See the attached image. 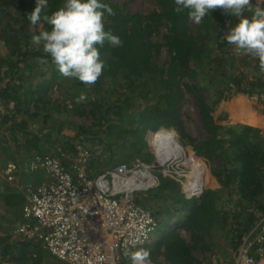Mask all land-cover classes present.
Segmentation results:
<instances>
[{
    "label": "rangeland",
    "instance_id": "rangeland-1",
    "mask_svg": "<svg viewBox=\"0 0 264 264\" xmlns=\"http://www.w3.org/2000/svg\"><path fill=\"white\" fill-rule=\"evenodd\" d=\"M64 2L48 0L41 16ZM102 2L114 13H105V31L121 43L99 48L104 68L85 85L62 76L52 61L31 56L44 53L31 37L50 30L44 20L30 23L35 0H0V146L16 160L26 151L36 154L35 171L52 157L75 179L119 163L154 166L158 184L138 192L136 202L161 227L158 238L139 249L149 251L152 264H232L237 246L248 234L256 237L264 220V62L226 42L240 17L221 8L194 23L187 11H174V0ZM258 8L264 0H250L242 16L250 19ZM177 31L183 43L188 40L185 66ZM236 83L251 96L237 92ZM244 127L252 132L244 134ZM232 134L241 138L237 148ZM166 137L183 152L166 162L179 164L167 172L155 157ZM245 143L256 155L235 160ZM244 161L250 175L241 169ZM241 177L251 179L255 194L241 193ZM187 187L200 193L191 197ZM193 212L202 214L198 223L189 219ZM18 228L12 232L23 244L14 251L22 247L31 258L42 253L40 243L20 236Z\"/></svg>",
    "mask_w": 264,
    "mask_h": 264
},
{
    "label": "built area",
    "instance_id": "built-area-1",
    "mask_svg": "<svg viewBox=\"0 0 264 264\" xmlns=\"http://www.w3.org/2000/svg\"><path fill=\"white\" fill-rule=\"evenodd\" d=\"M178 165L170 163L164 168L167 172ZM39 166L49 181L28 194L23 214L27 224L16 232L38 241L56 260L64 264H126L125 253L157 236L160 221L136 202L138 192L157 186L154 166L119 163L91 179L82 175L73 178L52 157L43 158ZM13 169L9 166L6 173ZM129 182L133 184L126 188ZM255 229L256 237L246 235L235 249L232 264H264V220Z\"/></svg>",
    "mask_w": 264,
    "mask_h": 264
},
{
    "label": "clouds",
    "instance_id": "clouds-1",
    "mask_svg": "<svg viewBox=\"0 0 264 264\" xmlns=\"http://www.w3.org/2000/svg\"><path fill=\"white\" fill-rule=\"evenodd\" d=\"M174 4L175 12L187 11L194 23H199L209 10L215 8L240 17L225 36L226 42L233 45L237 53H247L264 62V9H256L249 19L242 13L250 5V0H174ZM47 6L48 0H35L34 9L27 15L32 25L41 20L50 25V30L33 35L31 43L42 47L62 76L85 85L94 84L104 68L99 48L105 42L112 45L121 43L118 36L104 28L105 13L113 15L112 9L102 0H65L63 6L50 16L42 17V9ZM127 255L130 264H151L150 253L146 249Z\"/></svg>",
    "mask_w": 264,
    "mask_h": 264
},
{
    "label": "crops",
    "instance_id": "crops-1",
    "mask_svg": "<svg viewBox=\"0 0 264 264\" xmlns=\"http://www.w3.org/2000/svg\"><path fill=\"white\" fill-rule=\"evenodd\" d=\"M13 154L0 146V264H64L45 250L35 253L32 258L22 247L14 251L18 244H23L12 230L27 224L23 214L28 194L47 183L49 177L44 170L32 169L38 159L36 154L26 151V157L22 160L21 156L18 160L10 157ZM9 166L14 169L6 173Z\"/></svg>",
    "mask_w": 264,
    "mask_h": 264
},
{
    "label": "trees",
    "instance_id": "trees-1",
    "mask_svg": "<svg viewBox=\"0 0 264 264\" xmlns=\"http://www.w3.org/2000/svg\"><path fill=\"white\" fill-rule=\"evenodd\" d=\"M168 2H169V0H168ZM168 10H171V9H168ZM178 33H179L178 31L174 32V34H176L174 36V40L177 43L176 49H177V53L179 54L178 58L181 59L180 63L185 66V65H187V62H188V60L185 61V58L188 57V53H189L188 40H185V43H183V41H182L183 35L181 34L182 32L180 34H178ZM31 56L33 58H37V59H40V60L48 59L49 62H51V58L45 53L35 52V53H32ZM236 88H237L236 91L239 92V93H243V94L250 95V96L252 94L251 91L248 92V91L241 90L240 87H239V84H237V83H236ZM1 91L5 92V90H1ZM251 132H252V128H250V127H244L243 128V133L244 134L251 133ZM231 136L233 137L232 147L237 148L238 146H240L241 145V138H238L237 134H232ZM242 147H243L242 148L243 151L236 152V154L234 153L235 154L234 155L235 156L234 157L235 160H243V158L244 159L245 158H250L251 159V157H254V155H256L255 151L250 150L251 147H250L249 144L245 143L244 146H242ZM241 169H242L243 173L245 174V176L246 175H250L251 172H252L251 168L249 167V165H246L245 161L243 162ZM242 175L243 174L241 173V176ZM240 185H241L240 186L241 187V189H240L241 193L245 192V194H247L248 196H251V195L255 194L256 190L254 188H251L252 185H253V187H255L254 184H252L251 179L248 180L247 178H242L241 177L240 178ZM202 206H203V204H202ZM200 207H201V205H199V206L197 205L195 207V209L196 210L198 209V211H199L201 209ZM196 210H195V212H197ZM195 212H193V214L189 217V219L193 220V219L196 218V222L198 223L199 219L202 217V214L200 212V213H198V215H196L197 213L195 214Z\"/></svg>",
    "mask_w": 264,
    "mask_h": 264
},
{
    "label": "bare ground",
    "instance_id": "bare-ground-1",
    "mask_svg": "<svg viewBox=\"0 0 264 264\" xmlns=\"http://www.w3.org/2000/svg\"><path fill=\"white\" fill-rule=\"evenodd\" d=\"M155 150H156L155 151V157L156 158L158 157L159 162L163 167L170 164V163H166V162H170V160H178L183 155V152H182L180 146L177 144V142L174 139L169 138V137H166V138L159 140L157 146L155 147ZM173 164H175V163H173ZM132 184H133V182H129V184L126 186V188L131 187ZM135 184H136V182L134 183V185ZM187 189H188V187H187ZM194 190H195V188H194ZM188 191L190 194L196 195L195 191H193L191 189V187H190V190L188 189ZM197 193L199 194L200 190H198ZM157 238H158V236H154V240H156Z\"/></svg>",
    "mask_w": 264,
    "mask_h": 264
}]
</instances>
